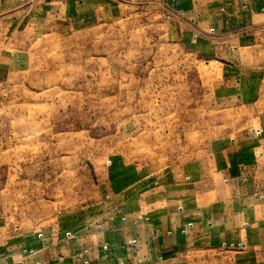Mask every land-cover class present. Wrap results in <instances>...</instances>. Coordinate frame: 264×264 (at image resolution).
I'll return each instance as SVG.
<instances>
[{
	"label": "rangeland",
	"instance_id": "rangeland-1",
	"mask_svg": "<svg viewBox=\"0 0 264 264\" xmlns=\"http://www.w3.org/2000/svg\"><path fill=\"white\" fill-rule=\"evenodd\" d=\"M106 9L101 19L63 27L56 4L26 5L27 14L48 10L60 24L50 29L36 21L14 36L22 68L0 81V232L6 236L92 205L111 156L163 165L234 120L209 103L219 64L178 43L164 9L151 0H118ZM13 39L0 42V59L11 56ZM217 256L224 262L194 264L241 259L232 252ZM178 258L166 264H188Z\"/></svg>",
	"mask_w": 264,
	"mask_h": 264
},
{
	"label": "crops",
	"instance_id": "crops-1",
	"mask_svg": "<svg viewBox=\"0 0 264 264\" xmlns=\"http://www.w3.org/2000/svg\"><path fill=\"white\" fill-rule=\"evenodd\" d=\"M31 1L0 0V42L36 21L60 24L48 10L27 14ZM40 1L75 27L118 0ZM151 1L178 43L219 64L209 103L234 120L163 165L111 156L92 205L45 227L0 232V264L222 263L225 252L241 258L234 264H264V0ZM13 44L0 81L22 68L14 56L22 45Z\"/></svg>",
	"mask_w": 264,
	"mask_h": 264
}]
</instances>
